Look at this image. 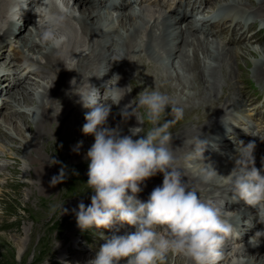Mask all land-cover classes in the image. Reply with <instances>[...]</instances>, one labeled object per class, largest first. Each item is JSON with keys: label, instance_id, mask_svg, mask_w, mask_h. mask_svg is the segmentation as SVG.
Here are the masks:
<instances>
[{"label": "bare ground", "instance_id": "6f19581e", "mask_svg": "<svg viewBox=\"0 0 264 264\" xmlns=\"http://www.w3.org/2000/svg\"><path fill=\"white\" fill-rule=\"evenodd\" d=\"M11 1L0 0V50L3 51L0 59L6 57L5 41L15 37L16 41H13L18 49L28 53L34 64H37L32 72L28 70L29 66L23 68L25 72L22 79L17 73L20 67L15 63L23 58L22 55L21 59L18 56L21 52L8 55L7 61H0V68L4 67L0 69V95L7 88L18 87L9 92V101L7 99L0 106V118L4 119L0 126V161H7L0 163V180H3L0 181V202L9 197L12 204H23L27 211L25 221L32 223L15 230L23 236L18 240L23 250L22 262L28 260L30 252L35 251V241L41 232L49 229L47 224L60 217L68 220L67 226L61 236L56 238L57 241L51 242V255H57L66 264H87L95 256L96 251L91 253L92 247L80 245L81 229L77 227L72 211L74 208L78 210L81 201L85 205L91 202L93 192L85 189L88 178H84L85 183L70 194L68 191L71 188H67L66 179L56 185L50 183L52 176L59 173L63 162L72 160L78 166L88 167L86 152L94 142V136L81 131L85 116L79 111L81 103L75 93L76 89L85 88V80H92L93 86L101 94L105 89L118 87L122 99L112 105L107 126H119L122 134H130V128L137 126L138 121L133 115L124 122L120 109L131 100L135 103L136 95L144 88L149 87L151 90V87H155L183 107L184 117L170 128L173 133L170 147L188 184L202 194V198L217 205V200L225 202L222 198L225 188L219 184L202 183L195 167L189 166L185 160L192 140L201 134L200 138L208 141L203 153L204 163H211L221 175L229 174L235 166L233 157L238 155L237 147L241 141L246 144L255 140L254 155L259 156V159L264 157V130L262 139L259 135L251 138V133L257 127L250 125L247 119V115H252L253 111L252 117L257 119L258 107L250 109L256 98L245 95L240 85L244 70H249L252 79L264 83V46H250L259 42L258 32L252 33L258 23L261 28L264 27V0H180L174 7L167 11L165 9L164 18L163 10L158 9L144 8L139 18L132 12L123 13L119 28L115 29L112 14L92 8L91 0H71L77 13L72 20L78 25L67 22L68 40L65 50L59 55L46 51L34 39L37 27L36 23L33 25L32 14L26 12L16 22L7 19V5ZM28 5H32V2ZM3 14L5 21L2 20ZM3 26H8V30L3 31ZM121 39L128 40L124 43L120 42ZM139 49H145L146 53L139 52ZM245 56L249 57L248 61L243 60ZM236 67L240 70L239 74L235 72ZM45 77L50 79V84L41 85L40 80ZM127 78L131 91L125 87ZM27 80H30V86L25 85ZM220 90L223 91L221 95ZM133 92L135 97L131 98ZM210 106L215 116L207 115L206 110ZM84 110L86 113L88 108ZM14 114L19 115V119ZM222 120L230 121L225 124ZM242 125L246 127L240 129ZM236 129L239 131L234 132ZM14 138L21 139L25 144L18 143ZM220 139H226V142L220 143ZM78 141L83 143L79 152H76L73 147ZM51 155L60 163H53ZM22 159L30 163L28 172H21ZM10 161L13 163L9 164ZM16 176H21L22 181L17 183L14 193H9L5 190L11 186L8 179ZM152 178L162 184L163 174L158 173ZM145 184L146 188L137 194L144 200L154 188L153 181H145ZM241 204L227 200L224 209L228 211L227 207L231 210L236 208L241 213V230L244 234L264 230L259 215H249L248 211L242 210ZM60 205L61 209L67 208L68 212L60 213ZM247 206L248 210L252 205ZM253 216L258 218L257 222H253ZM88 230L93 232L92 229ZM134 230V226L126 224L101 229L112 234ZM94 232L99 238V231ZM101 241L94 239V244L100 246L104 243ZM260 241L263 242L264 237ZM8 242V234L0 235V243L5 250H11ZM261 242L241 250L224 245L223 256L218 264H264V244ZM41 256L38 254L34 259L39 260ZM164 264L191 262L170 254Z\"/></svg>", "mask_w": 264, "mask_h": 264}, {"label": "clouds", "instance_id": "9594fccd", "mask_svg": "<svg viewBox=\"0 0 264 264\" xmlns=\"http://www.w3.org/2000/svg\"><path fill=\"white\" fill-rule=\"evenodd\" d=\"M39 3L42 11L36 12L33 8L38 14L34 39L46 51L59 55L68 40L67 22L77 13L71 0H39ZM22 6L25 7L19 0H12L7 9L10 22L20 19ZM117 89H105L101 94L98 88L88 84L87 88L75 92L83 107L90 109L84 114L81 131L94 136L86 152L88 180L85 184V189H91L93 194L90 204L81 201L78 210L72 211L81 230L97 231L125 224L134 226L135 230L111 236L99 231L104 243L87 264H164L170 254L184 257L191 264H218L226 240L239 232L220 206L202 198L188 184L182 168L176 164L170 147L173 140L170 128L184 117V108L167 93L155 87L144 88L136 95L135 103L120 109L124 122L133 115L138 121L137 126L130 128V134H122L119 126H107L112 105L122 99ZM228 121L222 120L225 124ZM145 123L150 125L146 131ZM200 136L192 140L185 156L189 166L195 167L200 181L223 186L233 202L242 200L256 206L259 221L264 223V157L258 168L254 155L256 141L246 144L241 141L238 155L234 157L235 166L229 174L221 175L211 163H204L208 141ZM82 143L78 141L73 151L79 152ZM50 160L60 163L53 155ZM20 169L22 173L28 172L30 163L22 159ZM158 173L163 174L162 184L154 187L146 200L139 198L141 185ZM65 179L62 166L50 183L56 185ZM59 208L60 213L68 212L61 205ZM261 237L264 230L257 231L251 243L259 244Z\"/></svg>", "mask_w": 264, "mask_h": 264}, {"label": "rangeland", "instance_id": "374dc122", "mask_svg": "<svg viewBox=\"0 0 264 264\" xmlns=\"http://www.w3.org/2000/svg\"><path fill=\"white\" fill-rule=\"evenodd\" d=\"M28 27H29V24H28ZM28 29H30V27ZM2 30L7 31L8 26H3ZM13 38H14L13 40H15V37H13ZM13 40L12 39H9L8 41L4 40L5 41L4 47L6 46V51H5L6 57L2 58V60L0 59V61H7L8 55H10L12 53L15 54L16 50H14V49H18V47H17V44H15L16 40L15 41H13ZM12 42H14V43L12 45H10V43H12ZM231 46L233 48L236 47V45H231ZM251 46L256 47V48H261L262 46H264V44L256 43V44H253ZM144 50L145 49H142L141 53L145 54L146 52ZM20 52L22 54L19 53L18 56L20 59L22 57L23 58L20 61H18L17 64L22 66V67H20L22 72H20V74H18V75L24 74L23 68L26 66L27 67L29 66L30 69H28V70L30 72H32L34 69H36L37 64H34V62L32 61V57L29 56L28 53H26L25 51H23L21 49H20ZM2 53H3V51L0 50V55ZM21 55H22V57H21ZM243 60L248 61L249 57L247 58L245 56V57H243ZM148 63H150V62H148ZM30 64L33 65L34 67L31 66ZM2 68H4V67H1L0 69H2ZM242 69H243V67H241V70ZM235 72H237V74L240 73V70L238 67L235 68ZM32 75H33V77H35L34 74H32ZM242 77H243V80L242 79L240 80V83H241L240 85L243 86V89H244L243 92H245V95L247 94V95L255 96L256 94H260V95L264 94V83H260V82H257L255 79H252L249 75V70H244ZM20 78L23 79L24 75H23V77H20ZM46 79L47 78L45 77L44 80H46ZM30 80H27L28 83L27 82L25 83L26 86H30L29 85ZM35 80H37V79L35 78ZM44 80H40L41 85L50 84L49 78L46 81H44ZM70 81H72V80H70ZM86 82H87L86 85H88V84L93 85L92 80H87ZM9 83L12 84L13 82L9 79ZM128 84H129V82H128V78H127L126 82H125V87L129 88ZM14 88H16V90H17L18 87L16 86V87H12V88H7L6 89L7 91L2 92V95H0V106H2L4 104V101H6L10 97L11 94L9 92H11L12 89L14 90ZM128 90L131 91L130 88ZM79 91H82V88L79 90L76 89V92H79ZM220 91H221L220 92V95H221L223 91L222 90H220ZM77 97H79L78 94H77ZM132 97L133 98L135 97L134 92L131 94V98ZM223 99L224 98H222L221 100L223 101ZM230 99L232 100V96H230ZM7 101H9V99ZM130 103H133V100H131ZM79 108H80L79 109L80 113L85 114V110H84L85 107H82V103H81V106ZM89 110L90 109H88V111ZM212 110L213 109L211 108V106L207 107L206 113L209 117L215 116L214 114L211 113ZM79 111H76V113ZM7 114H10V112L7 111ZM14 116L19 119V115L14 114ZM3 120H4L3 118H0V126H1V124H3ZM68 121H70V119ZM149 126L150 125L145 123V131L147 130V128ZM238 131H239V129L234 130V132H238ZM26 136H27V134H26ZM13 140L17 141L18 143L20 142V144L23 142L21 139H17V138H14ZM219 142L224 143V142H226V139L225 140L220 139ZM23 144H25V143L23 142ZM5 150H7V149H5ZM234 157H235V155H234ZM11 163H13V161H10L9 164H11ZM62 166L65 167V174H66V181L65 182H66L67 188L68 187L71 188L68 192H69V194L74 193L79 185H83L85 183L84 182L85 180H83V179L88 178V175H87L88 167L84 168L83 166H80V165L78 166V164H76L72 160L63 162ZM8 180L11 181V184H10L11 186L6 187L5 190L9 193H14L15 189L18 187L17 183H20L22 181V178H21V176H16V178H14V179L9 178ZM0 181L2 182L3 180H0ZM4 181H6V180L4 179ZM149 181H153L152 187H156L157 185H160V181H158L157 179H154L152 177H150V179L146 180V182H149ZM141 187H142V189L146 188L145 182H144V184L141 185ZM201 196H202V194H201ZM139 198H141V196ZM26 215H27V211H26L23 204H21V205L12 204L11 201L9 200V197L4 198V200L2 202H0V216H3L0 218V223L3 226V228L0 229V235L8 234V237H9L8 246L11 249V250H7V249L5 250L4 246L1 245V243H0V264H66L57 255H51V248H50L51 242L57 241L56 238L61 236V234L64 232V230L66 228L65 226H67L68 220L63 218V217H60L61 219L58 218L57 220L53 219L47 224V228L49 227V229L41 232V236L39 238H37L35 241V245H36L35 251L30 252L28 255V260L22 262L21 257H22L23 250H21V247L18 244L19 243L18 240H21V238H23V236H21L19 233L15 232V230H17V228H24L25 226L32 224L31 221H25ZM92 231L93 232L91 233L90 230H88V231L87 230H81V234H80V236H81L80 238L82 239V242H80V245L83 244V245H88V246L92 247L93 249H92L91 253L97 251L99 248V246L94 244V239H96L97 242H100L102 240V238H100V237L98 238L96 236L97 234L94 232V230H92ZM98 231H101V229H99ZM104 234L105 235L109 234L108 236L112 235V233H108L107 231H104ZM13 235L19 236L18 239ZM88 235H90V237ZM101 242H104V241H101ZM261 243L264 244V241ZM41 250H45V252L40 253ZM38 254L42 255V256L39 260H35L34 256L36 257ZM34 261H36V262H34Z\"/></svg>", "mask_w": 264, "mask_h": 264}]
</instances>
